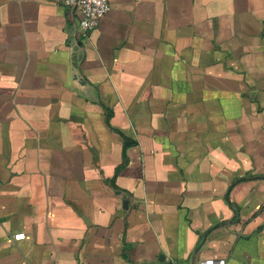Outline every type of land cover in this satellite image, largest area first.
I'll use <instances>...</instances> for the list:
<instances>
[{
  "label": "crops",
  "instance_id": "1",
  "mask_svg": "<svg viewBox=\"0 0 264 264\" xmlns=\"http://www.w3.org/2000/svg\"><path fill=\"white\" fill-rule=\"evenodd\" d=\"M109 3L0 0V264H264V0Z\"/></svg>",
  "mask_w": 264,
  "mask_h": 264
},
{
  "label": "built area",
  "instance_id": "2",
  "mask_svg": "<svg viewBox=\"0 0 264 264\" xmlns=\"http://www.w3.org/2000/svg\"><path fill=\"white\" fill-rule=\"evenodd\" d=\"M61 3L71 13L78 14L77 30L81 36H88L93 32L99 19L110 10L109 0H61ZM13 238L23 239L24 234H14ZM195 264H225V259L204 258L196 260Z\"/></svg>",
  "mask_w": 264,
  "mask_h": 264
}]
</instances>
